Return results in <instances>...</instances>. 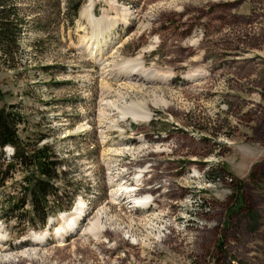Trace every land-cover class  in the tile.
Returning a JSON list of instances; mask_svg holds the SVG:
<instances>
[{"label": "rangeland", "instance_id": "rangeland-1", "mask_svg": "<svg viewBox=\"0 0 264 264\" xmlns=\"http://www.w3.org/2000/svg\"><path fill=\"white\" fill-rule=\"evenodd\" d=\"M16 3L1 105L63 161L72 208L43 228L0 219V264H264V0ZM11 175L0 205L21 198Z\"/></svg>", "mask_w": 264, "mask_h": 264}, {"label": "trees", "instance_id": "trees-1", "mask_svg": "<svg viewBox=\"0 0 264 264\" xmlns=\"http://www.w3.org/2000/svg\"><path fill=\"white\" fill-rule=\"evenodd\" d=\"M80 5L81 1L75 12ZM25 24L16 0H0V58L5 62L15 57ZM5 96L0 88V185L3 187V181L13 177L11 173L20 172L22 176L16 190L21 198L16 200L14 195L8 196L5 203L0 205V219L17 221L18 218L25 217V223L43 228L49 217L70 209L60 207L57 200L61 193V181L66 179V171L62 169L63 161L48 144L40 145L41 140H21L18 130L21 119L11 110L12 106L1 105ZM7 146L13 149V155L9 158L2 152ZM241 190L242 184L239 182L235 193L238 194ZM144 191L146 190L142 189ZM237 199L232 210L241 207V201ZM26 205L31 206L30 212H22ZM221 241L222 239L218 243L221 244Z\"/></svg>", "mask_w": 264, "mask_h": 264}, {"label": "bare ground", "instance_id": "bare-ground-1", "mask_svg": "<svg viewBox=\"0 0 264 264\" xmlns=\"http://www.w3.org/2000/svg\"><path fill=\"white\" fill-rule=\"evenodd\" d=\"M83 17H88V18H90L91 21H96V20H93V16H92V12L91 11H90V13H88V15H83ZM142 189L146 190V188L143 187V188L140 189V192H142ZM151 190L152 189H149V190H146V191L152 193ZM146 191H144V192H146ZM144 192H142V193H144ZM149 195H151V194H149ZM145 197H148V196L144 195L143 197H140V198H145ZM145 199L148 200L149 198H145ZM133 200H134L133 201L134 204H136L138 198H134ZM83 208H84L83 207V203L81 202L70 213H63V214L59 215L58 220H59V222H61V224H60L59 229H57V231L55 232L56 235H58L59 237H62L63 235H66L69 231H76L77 229L79 230L80 221L83 220V216H84V209ZM95 228L97 229V227H95ZM92 231H94V230H92Z\"/></svg>", "mask_w": 264, "mask_h": 264}]
</instances>
